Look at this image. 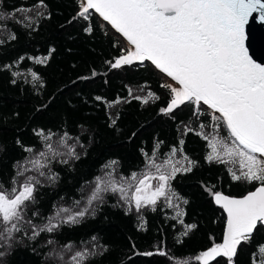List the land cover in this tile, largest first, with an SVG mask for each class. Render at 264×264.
I'll return each mask as SVG.
<instances>
[{
	"label": "snow or ice",
	"instance_id": "obj_1",
	"mask_svg": "<svg viewBox=\"0 0 264 264\" xmlns=\"http://www.w3.org/2000/svg\"><path fill=\"white\" fill-rule=\"evenodd\" d=\"M47 8L46 0H36L30 6L21 5L11 12L0 10V21L11 20L38 31L39 20L51 18ZM78 8L77 18L89 22L86 32L91 34L94 30L90 23L94 12L126 40L128 46L114 61L108 62L109 67L121 69L148 61L171 78L174 85H160L167 90V98L159 112L173 120L187 112V122L180 120L178 123V130L182 126V136L191 132L200 137L206 142L204 159L207 163L223 165L233 182L254 186L253 191L241 197L225 195L206 186L213 202L226 213V224L222 242L213 243L196 255L197 264H240L242 255L247 257L245 264H264V63L253 60L245 46V26L249 18L258 13L259 19L264 21V0H78ZM5 28L7 25L0 23V29ZM9 39L16 40V33L10 32ZM54 51L53 48L46 56L28 59L45 65ZM24 59L21 56L13 63L0 65V71H8L12 77L19 76L20 73L13 69ZM30 75L31 81L25 82L40 85L38 73L31 71ZM11 83L17 80L13 78ZM128 94L144 104H148L149 99H161L151 91L141 97L133 95L128 88ZM95 99L103 100L99 96ZM121 102L116 98L108 103L114 106ZM201 116L208 123L200 122ZM193 121L198 122L195 128L191 126ZM115 124L116 120H112V125ZM33 133L42 138L47 151L17 160L12 165L13 175L7 182H0V258L10 254L17 233L36 240L42 233H53L62 225L78 224L86 216H95L105 202L104 193L109 192L119 196L118 206L122 201L128 213L135 211L140 215L145 209L155 212L158 207L160 211L171 208L175 213L171 218L183 226L182 237L198 227L185 223L183 217L187 211L181 205L189 201L182 198L171 183L178 174L186 175L199 165L184 152L183 138L170 146L167 153L160 152L163 141L159 140L151 151L141 149L145 170L139 174L133 172L130 182L115 179L119 161H108L102 166L108 171L104 176L94 177L91 192L82 197L83 204L80 200L73 202L78 210L53 205V214L46 218V223L33 224L26 219V213L31 205L38 203L39 187L45 182L55 184L59 180V173L53 172L50 165L78 160L80 154L76 145L83 147L79 136L72 137L67 131L33 129ZM15 143L26 153L34 152L32 146L24 145L20 139ZM4 151L5 145L0 143V153ZM57 157L64 159L57 161ZM153 180L158 181L155 186ZM83 190L82 187L79 191ZM32 215L38 216L39 212ZM25 224L31 228L30 236ZM146 224L144 220L142 230H147ZM91 240L97 238L93 236ZM182 242V239L177 241ZM98 246L73 251L69 242L61 251L49 255L63 259L64 252H71L69 264H88ZM132 248L133 256L168 255L163 248L142 253L135 250V245Z\"/></svg>",
	"mask_w": 264,
	"mask_h": 264
},
{
	"label": "trees",
	"instance_id": "obj_2",
	"mask_svg": "<svg viewBox=\"0 0 264 264\" xmlns=\"http://www.w3.org/2000/svg\"><path fill=\"white\" fill-rule=\"evenodd\" d=\"M35 2L3 0L0 10L11 12ZM46 3L51 18L40 19L38 31L11 20L0 21L7 25L0 29V41H3L0 65L25 57L13 69L20 73L19 76L12 77L8 71H0V143L5 145V151L0 153V182H7L13 175L12 165L17 160L47 151L42 138L35 136L33 129L67 131L72 137L79 136L83 147L77 144L76 151L80 158L70 159L67 164L53 162L50 165L53 172L59 173V180L55 184L45 182L39 187L38 203L31 205L26 213V219L41 225L53 214V205L78 210L73 202L80 200L83 204L82 197L91 192L94 177L104 176L108 171L102 167L108 161H119L115 179L130 182L133 172L139 174L145 170L141 149L151 151L159 140L163 141L160 152L167 153L170 146L183 138L184 152L199 165L186 175L178 174L171 183L174 190L189 201L181 205L187 211L183 217L185 223L198 227L182 237L183 226L171 218L175 214L171 208L160 211L158 207L155 212L145 209L140 215L135 211L128 213L122 201L118 206L119 196L109 192L104 193L105 202L95 216H86L78 224L62 225L53 233H42L36 240L17 233L10 254L0 258V264H69L71 252H64L63 259L49 255L61 251L69 242L73 251L99 245L88 264H197L196 255L213 243L222 242L226 224L225 212L213 202L206 186L234 197L253 191L254 186L233 182L223 165L207 163L204 159L206 142L200 137L191 132L182 136V126L178 130V123L180 120L187 122V112L175 120L159 112L167 98V90L160 85L175 84L166 75L147 61L121 69L109 67L108 62L114 61L128 45L96 13L93 12L90 21L94 30L89 34L85 31L89 22L77 18L78 0H46ZM10 32L16 33V40L9 39ZM53 48L55 51L45 65L28 59L46 56ZM31 71L41 77L40 85L25 82L31 81ZM13 78L17 83H11ZM128 88L133 95L146 97L151 91L161 99H149V103L144 104L129 96ZM97 96L103 100H96ZM116 98L122 102L110 106L108 102ZM204 111L207 114L206 106ZM112 120H116L115 125ZM200 122L208 123L203 116ZM197 123L193 121L191 126L195 128ZM221 134H224L223 129ZM17 139L32 146L34 152H24L15 143ZM61 159L64 157H57V161ZM86 181L90 183L85 184ZM82 187L83 192L79 191ZM36 211L39 215L33 216ZM144 220L147 230L141 229ZM24 228L30 236L31 228L26 224ZM93 236L96 241L91 240ZM180 239L183 242L177 243ZM48 240L54 243L48 244ZM133 245L141 253L163 248L168 255L133 256ZM246 259L242 255L240 264H245Z\"/></svg>",
	"mask_w": 264,
	"mask_h": 264
},
{
	"label": "water",
	"instance_id": "obj_3",
	"mask_svg": "<svg viewBox=\"0 0 264 264\" xmlns=\"http://www.w3.org/2000/svg\"><path fill=\"white\" fill-rule=\"evenodd\" d=\"M108 25L112 28V26L110 24H108ZM112 29L116 32V30L114 28H112ZM116 33L122 37V35L120 33H118V32H116ZM245 36H246L245 46L248 49L249 55L257 63H264V21H261L259 19L258 13H253V15L249 18L248 24L245 26ZM149 63L151 64V62H149ZM169 79L171 80V78H169Z\"/></svg>",
	"mask_w": 264,
	"mask_h": 264
},
{
	"label": "rangeland",
	"instance_id": "obj_4",
	"mask_svg": "<svg viewBox=\"0 0 264 264\" xmlns=\"http://www.w3.org/2000/svg\"><path fill=\"white\" fill-rule=\"evenodd\" d=\"M174 83H175V82H174ZM157 183H158V181H156V180H153V181H152L153 186H155Z\"/></svg>",
	"mask_w": 264,
	"mask_h": 264
}]
</instances>
